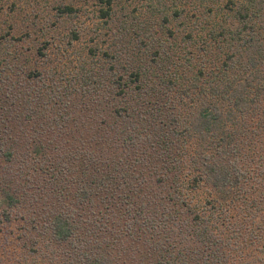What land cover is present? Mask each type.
Listing matches in <instances>:
<instances>
[{
	"label": "trees",
	"instance_id": "1",
	"mask_svg": "<svg viewBox=\"0 0 264 264\" xmlns=\"http://www.w3.org/2000/svg\"><path fill=\"white\" fill-rule=\"evenodd\" d=\"M195 1L208 25L196 16L173 62L159 44L160 74L114 73L105 105L95 86L90 128L89 72L79 107L0 81V223H24L19 264H264V0Z\"/></svg>",
	"mask_w": 264,
	"mask_h": 264
},
{
	"label": "rangeland",
	"instance_id": "2",
	"mask_svg": "<svg viewBox=\"0 0 264 264\" xmlns=\"http://www.w3.org/2000/svg\"><path fill=\"white\" fill-rule=\"evenodd\" d=\"M68 8L71 12L65 10ZM197 9L195 0H112L109 15L104 17L101 10L107 7L99 0H0V81L9 76L17 91L37 92L42 97L52 90L59 108L69 101L76 107L83 104V111L88 108L82 124L90 128L96 121L92 112L95 86L101 83L105 105L112 75H127L136 69L150 73L156 67L151 55L160 43L173 62L196 16L204 25L210 21ZM175 11H183L189 20L183 18L178 27L172 18ZM164 15L169 20L167 28L162 26ZM109 66L116 68L107 72ZM161 67L155 68L158 74ZM88 72L92 76V99L77 106L80 78ZM5 92L2 89L0 96ZM13 128V139L22 137L21 130L15 125ZM1 151L2 174L10 167ZM23 227L24 223L15 218L11 223H0V264H19L25 253L19 242Z\"/></svg>",
	"mask_w": 264,
	"mask_h": 264
}]
</instances>
